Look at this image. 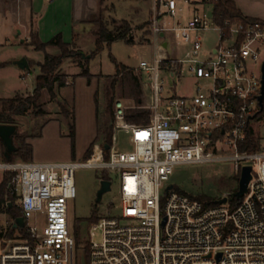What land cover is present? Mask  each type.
Wrapping results in <instances>:
<instances>
[{
  "label": "built area",
  "instance_id": "1",
  "mask_svg": "<svg viewBox=\"0 0 264 264\" xmlns=\"http://www.w3.org/2000/svg\"><path fill=\"white\" fill-rule=\"evenodd\" d=\"M219 1L151 0L148 27L160 53L134 70L150 124L129 125L126 111L133 107L114 105L117 126L130 133V152L97 146L84 163L0 162V264H75L69 204L77 198L80 168L119 179L118 206H110L116 213L90 226L88 264H264V149L239 150L248 135L257 139L264 119V21H226L222 28L214 13ZM207 33L217 35L211 49L201 38ZM164 42L167 50L171 42L184 49L183 58L161 57ZM162 73L195 79L194 95L166 97ZM219 161L232 163L238 179L251 167L252 180L236 207L228 201L206 208L167 192L178 166ZM13 207L19 218H10ZM97 232L99 243L93 241Z\"/></svg>",
  "mask_w": 264,
  "mask_h": 264
},
{
  "label": "rangeland",
  "instance_id": "2",
  "mask_svg": "<svg viewBox=\"0 0 264 264\" xmlns=\"http://www.w3.org/2000/svg\"><path fill=\"white\" fill-rule=\"evenodd\" d=\"M241 11L248 16L258 17L264 20V1L255 0H235ZM103 5V20L108 29L113 30L121 21H127L132 32V44L124 41H116L95 58L89 61V72L94 76L90 84L77 75L79 69L77 65L70 60L64 62L62 66V75L69 74L70 79L66 82L70 85L55 90L56 100L50 98L44 93L42 104L45 113L42 117H36L31 112L24 117L16 119L15 126L17 134L28 137L26 142L33 150V163H84L85 154L91 144L97 138L96 113L97 108L101 112L100 125L104 127L108 117L104 114L105 110V88L109 86L115 75V66L111 63L113 57L118 64L127 68L137 69L142 61L150 62L157 53V46L151 40V33L148 27L149 8L151 0H95V5ZM206 12L209 17L212 16V7H207ZM96 26L90 24L87 26V34L83 47V52L90 56L95 51V39L89 30ZM205 49H211L217 44V35L207 33L201 36ZM23 49V48H22ZM184 49L176 48L171 42L168 50L161 52V57L170 61L183 58ZM26 51L25 49L23 50ZM9 51H2L0 58H7ZM29 52V51H27ZM30 58L41 59L43 54L29 52ZM74 66H70L69 64ZM256 69L259 71L260 65ZM64 72V73H63ZM38 69L24 71L25 80L19 85L21 89L20 96L27 97L32 95L35 87L36 77L39 76ZM74 78V82L73 79ZM161 78L165 81L166 87L164 95L166 97H189L194 95L198 82L184 75L182 78L171 79L167 74L162 73ZM72 82L74 84H72ZM7 83L0 78V98H9L6 91ZM115 102L122 101L127 107H132L133 103L127 99H120L117 94ZM64 106L67 112L74 116L75 136L72 141L70 121L67 120L61 106ZM1 111V105H0ZM112 124V123H111ZM113 135L112 148L123 153L131 151L129 143L130 133L121 125L117 126ZM261 128L257 130L256 137L264 146V119ZM1 143V142H0ZM2 144V143H1ZM15 146H17L14 143ZM104 147V137L101 136L93 147ZM3 156L0 154V162H3ZM14 161H22L15 158ZM101 180L111 182V191L104 194L101 202L97 205V193L100 190ZM77 198L69 204V224L73 237L77 236L79 245L75 253V264H88L87 250L88 233L90 223L88 219L96 211L97 217H107L108 212L115 214L112 208L118 206L119 202V179L114 174L103 173L100 170L90 168H80L76 170L74 176ZM239 179L233 170L230 162H208L198 164L180 165L174 171L166 187L172 186L175 191L184 192L188 196L208 197L212 200H221L225 195H231L238 190ZM164 193V192H163ZM230 204V203H229ZM95 206L96 209H95ZM110 210V211H109ZM11 224V219L8 220ZM93 241H101V233L97 232Z\"/></svg>",
  "mask_w": 264,
  "mask_h": 264
},
{
  "label": "trees",
  "instance_id": "3",
  "mask_svg": "<svg viewBox=\"0 0 264 264\" xmlns=\"http://www.w3.org/2000/svg\"><path fill=\"white\" fill-rule=\"evenodd\" d=\"M214 13L217 24L220 25L222 28L224 27V23L226 21H231L232 23H246L250 21H259L243 16L234 0H220L219 3L215 6ZM102 14L103 12L101 10L99 15L95 17L92 21H90V24L96 26L93 32V35L95 37L96 49L94 53L91 54V60L98 56L104 50L105 47L109 48L112 43L116 41H124L127 44H132L134 42L133 38L130 37L132 29L127 22L123 21L118 26H115L113 30H110L105 25ZM29 46L33 47L34 50L37 52L45 53L44 62L38 65L40 74L35 80L34 91L32 95H29L27 97H23L18 94L12 99L0 100V125L15 126L17 118L24 117L30 112L36 117L44 116L45 113L43 111L42 104L44 93H47L51 99L56 100L57 96L55 90H60L67 87V77L61 74V68L65 61L71 60L81 69V73L78 75V77L85 79L87 81V84H90L94 78L89 72V61L84 59L82 53L77 51L73 45L65 44L61 36H57L49 43L43 44L39 41L36 34L31 33ZM49 48L57 49L59 54L56 56L47 54L46 51ZM111 63L115 66V75L113 76L109 86L105 88L106 105L104 114L106 115V117H108V119L105 126L101 127V112L97 108V138L87 150L85 154V162L90 159L91 155L93 154L92 149L101 136L104 137L105 145L109 146V148L113 146V135L116 130L114 126V105L117 94L120 96V99H127L133 103V108L126 111V122L129 125L134 127H140L150 124L149 113L142 109L144 106V98L140 78L137 74H135L133 69L118 64L113 57H111ZM5 67L6 64H0V68ZM29 67L31 69L32 65L29 64ZM72 80L74 82V78ZM61 108L64 117L70 121V136L73 141L75 136L74 116L72 113L70 115L63 105L61 106ZM27 138L28 137L20 136L18 134L14 137V143L17 145L15 146L16 152L9 159L5 158L4 147L0 143V154L3 156L4 161H14L15 158H20L23 162H32L33 150L31 146L27 144ZM261 149H264V146L261 145L260 140L255 139L251 135H248L247 141L245 143L239 145V150L242 152L254 153L260 151ZM107 157L108 153H105V159ZM177 192L179 194L186 195L184 192ZM231 195H229V198L231 197ZM188 197L192 200L199 201L206 208L217 205L215 203V200H212L208 197ZM239 202L240 201L238 200H233L230 202V205L232 208H234L239 204ZM96 207L97 206H95V209ZM9 215L11 219H16L20 217L19 211L16 210L14 207L9 210ZM98 219L99 217H97L95 211L92 216L88 219L90 226L94 223H97ZM74 238L76 241V245H79L80 243L77 236H75ZM86 250L88 256V247H86Z\"/></svg>",
  "mask_w": 264,
  "mask_h": 264
},
{
  "label": "crops",
  "instance_id": "4",
  "mask_svg": "<svg viewBox=\"0 0 264 264\" xmlns=\"http://www.w3.org/2000/svg\"><path fill=\"white\" fill-rule=\"evenodd\" d=\"M235 3L241 11L238 2L235 1ZM103 5V2H100V5H95V0H53L51 2L45 0H0V53L9 51L7 58H0V64H6L5 68H0V78L8 84L6 91L9 98H0V100H9L18 94H23L20 92L19 85L26 76L24 71L16 66V62L26 59L28 65H32L28 71L39 70L38 65L44 62L45 53L37 52L29 46L31 33L36 34L43 44L61 36L65 44L73 45L77 51L86 55L83 52V47L88 32L87 26L90 27V21L97 17L101 10L103 11ZM241 13L247 18L264 21L258 17L245 15L242 11ZM94 30H89L93 37ZM27 51L42 53L43 56L41 59H32ZM46 53L54 56L59 54L55 48L47 49ZM70 62L74 63L71 60ZM71 63L69 65L74 66ZM77 68L79 72L76 76L81 73V69L78 66ZM64 74L68 79L72 77L69 74Z\"/></svg>",
  "mask_w": 264,
  "mask_h": 264
},
{
  "label": "water",
  "instance_id": "5",
  "mask_svg": "<svg viewBox=\"0 0 264 264\" xmlns=\"http://www.w3.org/2000/svg\"><path fill=\"white\" fill-rule=\"evenodd\" d=\"M161 38H164V34H161ZM167 42H164L161 47L163 50H167ZM83 58L90 60L91 56H85L84 54ZM16 66L22 70V71H28L29 70V65L26 59H22L18 62L15 63ZM261 95L259 97V105L261 110L263 109L264 106V63L262 66V82H261ZM17 135V128L16 126H11V125H0V142L2 143L4 150H5V158L9 159L15 152H16V147L14 145V137ZM104 150L108 151L109 146H104ZM252 180V175H251V167H244L241 171L239 183H238V190L234 194L231 195V197L228 198H222L221 200L216 201L215 203L217 205H223L226 204L228 201H233V200H240L247 192V187L249 183ZM100 190L97 193V205L101 202L102 197L104 194L108 193L111 191V182L107 180H103L100 183ZM174 188L172 186L167 188V192L170 190H173ZM165 224V220L163 222V225ZM16 225H18L20 228L24 227V222L22 219H18L16 221Z\"/></svg>",
  "mask_w": 264,
  "mask_h": 264
},
{
  "label": "bare ground",
  "instance_id": "6",
  "mask_svg": "<svg viewBox=\"0 0 264 264\" xmlns=\"http://www.w3.org/2000/svg\"><path fill=\"white\" fill-rule=\"evenodd\" d=\"M96 158H97V157H95V160H94V161H97Z\"/></svg>",
  "mask_w": 264,
  "mask_h": 264
}]
</instances>
